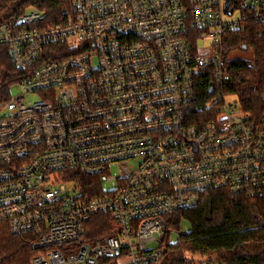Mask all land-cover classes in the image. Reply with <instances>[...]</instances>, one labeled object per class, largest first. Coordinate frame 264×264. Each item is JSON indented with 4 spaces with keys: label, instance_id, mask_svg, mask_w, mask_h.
<instances>
[{
    "label": "built area",
    "instance_id": "obj_1",
    "mask_svg": "<svg viewBox=\"0 0 264 264\" xmlns=\"http://www.w3.org/2000/svg\"><path fill=\"white\" fill-rule=\"evenodd\" d=\"M241 9L264 23V0H72L55 26L34 6L0 22L20 72L0 96V225L28 236L31 264H162L165 236L188 231L168 215L218 188L264 193V112L198 86L227 79Z\"/></svg>",
    "mask_w": 264,
    "mask_h": 264
},
{
    "label": "trees",
    "instance_id": "obj_2",
    "mask_svg": "<svg viewBox=\"0 0 264 264\" xmlns=\"http://www.w3.org/2000/svg\"><path fill=\"white\" fill-rule=\"evenodd\" d=\"M234 4L238 5L239 0H234ZM29 6L41 9L47 26H55L72 11V0H0V22L21 14ZM240 13L245 16L240 28L228 31L223 38L222 57L228 77L211 86L208 79L199 84L200 100L221 102L232 97L243 111L258 118L264 112V23L249 17L247 11L241 9ZM247 50L252 52L251 59L230 56L234 51ZM19 78L8 49L0 45V96L8 97L11 85ZM77 177L87 186L89 178ZM167 217L168 229L178 230L184 224L188 230L165 236L167 264H189L195 256L227 264H264V193L244 197L218 188L204 193L199 205ZM110 224L107 214H97L92 217L90 228L97 227L92 230L94 235L110 233ZM29 243L28 236H13L7 225L1 224L0 264H31L35 252Z\"/></svg>",
    "mask_w": 264,
    "mask_h": 264
},
{
    "label": "rangeland",
    "instance_id": "obj_3",
    "mask_svg": "<svg viewBox=\"0 0 264 264\" xmlns=\"http://www.w3.org/2000/svg\"><path fill=\"white\" fill-rule=\"evenodd\" d=\"M210 45V43L209 42H204V46L205 47H207V46H209ZM230 56H232L233 58H246V59H251L252 58V52H251V50H247V51H242V52H232L231 53V55ZM10 91H11V93H12V95H14L15 93H18L19 91H18V89L16 88V87H14V88H11L10 89ZM31 99H33V100H35V99H37V97H31ZM233 98L232 97H230L228 100H227V103H229V102H233ZM110 174H112L113 176H115L116 174H117V166H113L112 167V169L110 170ZM106 187H108L109 185L108 184H106L105 185ZM187 226V225H186ZM172 239H175L174 237H172ZM172 242H174V240L172 241ZM192 258H197L196 256L195 257H192ZM200 259H204V258H200Z\"/></svg>",
    "mask_w": 264,
    "mask_h": 264
},
{
    "label": "water",
    "instance_id": "obj_4",
    "mask_svg": "<svg viewBox=\"0 0 264 264\" xmlns=\"http://www.w3.org/2000/svg\"><path fill=\"white\" fill-rule=\"evenodd\" d=\"M167 256H165V260L162 262V264H167V259H166Z\"/></svg>",
    "mask_w": 264,
    "mask_h": 264
}]
</instances>
